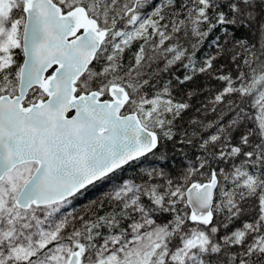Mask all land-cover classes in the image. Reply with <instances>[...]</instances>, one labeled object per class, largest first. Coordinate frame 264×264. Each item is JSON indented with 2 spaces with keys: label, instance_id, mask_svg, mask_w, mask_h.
Masks as SVG:
<instances>
[{
  "label": "snow or ice",
  "instance_id": "snow-or-ice-1",
  "mask_svg": "<svg viewBox=\"0 0 264 264\" xmlns=\"http://www.w3.org/2000/svg\"><path fill=\"white\" fill-rule=\"evenodd\" d=\"M0 264H264V0H0Z\"/></svg>",
  "mask_w": 264,
  "mask_h": 264
}]
</instances>
